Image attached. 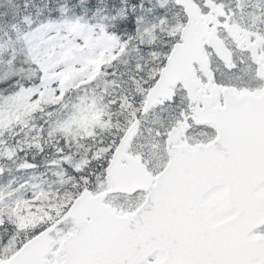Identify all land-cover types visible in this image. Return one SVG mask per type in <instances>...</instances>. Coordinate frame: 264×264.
Returning <instances> with one entry per match:
<instances>
[{
  "label": "snow or ice",
  "instance_id": "obj_1",
  "mask_svg": "<svg viewBox=\"0 0 264 264\" xmlns=\"http://www.w3.org/2000/svg\"><path fill=\"white\" fill-rule=\"evenodd\" d=\"M0 264H264V0H0Z\"/></svg>",
  "mask_w": 264,
  "mask_h": 264
}]
</instances>
